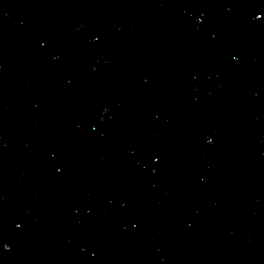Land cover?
<instances>
[{"label": "water", "instance_id": "95a60500", "mask_svg": "<svg viewBox=\"0 0 264 264\" xmlns=\"http://www.w3.org/2000/svg\"><path fill=\"white\" fill-rule=\"evenodd\" d=\"M0 264H264V0H0Z\"/></svg>", "mask_w": 264, "mask_h": 264}]
</instances>
